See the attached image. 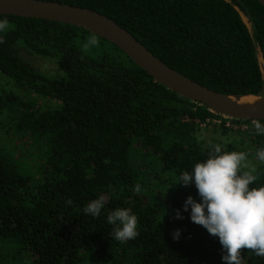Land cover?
Instances as JSON below:
<instances>
[{
	"label": "trees",
	"instance_id": "1",
	"mask_svg": "<svg viewBox=\"0 0 264 264\" xmlns=\"http://www.w3.org/2000/svg\"><path fill=\"white\" fill-rule=\"evenodd\" d=\"M52 1L105 14L167 65L215 91L264 96L257 49L264 59V6L257 0ZM4 18L10 25L0 33V72L50 102L14 92L0 101L18 117L17 135L38 151L39 175L0 149V264L21 257L29 264H225L219 238L191 221L190 207L183 209L189 195L200 200L194 182L174 185L207 158L209 147L196 140L198 122L215 113L156 82L99 35L100 47L83 52L90 30ZM20 48L54 60L58 73L36 70ZM257 174L251 187L264 186V167ZM100 196L106 203L99 217L85 214ZM116 208L138 217L135 239L110 236L107 216ZM177 209L183 219L175 218ZM242 264L264 258L244 249Z\"/></svg>",
	"mask_w": 264,
	"mask_h": 264
},
{
	"label": "clouds",
	"instance_id": "2",
	"mask_svg": "<svg viewBox=\"0 0 264 264\" xmlns=\"http://www.w3.org/2000/svg\"><path fill=\"white\" fill-rule=\"evenodd\" d=\"M8 19H0V33L9 30ZM4 39L0 36V43ZM100 39L95 32L88 36L82 46L83 52L92 47H100ZM255 134L264 135V123L254 119ZM204 139L196 135L197 142ZM228 141L209 146L207 158L195 163L191 171L179 174L176 184L188 186L194 182L200 200L189 195L183 205L189 207L191 221L207 229L208 233L219 238L225 264H242V250L252 251L264 258V186L251 187L259 179L257 167L248 152L227 150ZM254 159L264 164V148L255 152ZM139 185L135 192L140 193ZM66 203H72L67 200ZM106 198L100 196L84 208L85 214L99 217L105 207ZM176 219H183L179 209ZM107 222L112 225L110 236L119 242H127L139 235L138 217L126 208H116L109 212ZM181 229L173 232V239H179Z\"/></svg>",
	"mask_w": 264,
	"mask_h": 264
},
{
	"label": "water",
	"instance_id": "3",
	"mask_svg": "<svg viewBox=\"0 0 264 264\" xmlns=\"http://www.w3.org/2000/svg\"><path fill=\"white\" fill-rule=\"evenodd\" d=\"M264 6V0H257ZM0 14L36 17L74 24L95 32L118 46L132 61L152 78L178 95L206 106L213 113L226 117L264 121V109L240 104L245 96L263 98L262 95L224 94L215 91L167 65L138 41L127 29L96 10L52 0H1ZM242 18L253 35L252 24L243 12ZM258 58L262 69L263 55L259 47ZM263 72V69H262ZM235 98V100L233 99Z\"/></svg>",
	"mask_w": 264,
	"mask_h": 264
},
{
	"label": "rangeland",
	"instance_id": "4",
	"mask_svg": "<svg viewBox=\"0 0 264 264\" xmlns=\"http://www.w3.org/2000/svg\"><path fill=\"white\" fill-rule=\"evenodd\" d=\"M20 51L36 70L49 74L58 73V66L54 60L32 54L24 48H20ZM262 69L264 74V63H262ZM4 92H14L24 100L36 99L41 104H48L50 102L28 88L15 84L11 78L0 72V101ZM216 118L219 117L216 116ZM213 119L214 117L198 126L197 134H202L204 137L199 144L209 147L216 143L228 141L227 150L244 151L251 154L249 159L255 163L258 173L264 167V164H260L258 159H254V155L256 151L264 148V143L260 144L256 142L253 130L250 128V121H232L230 122V126H226L223 123L219 124L218 119L217 121ZM222 120L227 122L229 119ZM17 123L18 117L14 111L0 107V149L12 153L16 158L21 160L25 167L32 173H35L36 177H39L36 171L38 151L32 146V142L28 137L17 135ZM14 264H29V261L21 257Z\"/></svg>",
	"mask_w": 264,
	"mask_h": 264
},
{
	"label": "bare ground",
	"instance_id": "5",
	"mask_svg": "<svg viewBox=\"0 0 264 264\" xmlns=\"http://www.w3.org/2000/svg\"><path fill=\"white\" fill-rule=\"evenodd\" d=\"M1 2V0H0ZM235 100V98H233ZM240 104L245 106L257 107L260 109H264V99L258 98L254 96H245L238 101Z\"/></svg>",
	"mask_w": 264,
	"mask_h": 264
},
{
	"label": "built area",
	"instance_id": "6",
	"mask_svg": "<svg viewBox=\"0 0 264 264\" xmlns=\"http://www.w3.org/2000/svg\"><path fill=\"white\" fill-rule=\"evenodd\" d=\"M216 116H218L219 118H216ZM213 117H214L213 120H216V121H217V119H218V123H219V124H222V123H223V124H226V126H230V122H232V121H239L238 119H234V118L226 117V116L219 115V114H216V113H215V115H214ZM213 117L207 119L206 121H209V120L212 119ZM222 119H229V120H228L227 122H224V120H222ZM206 121L201 122V123L198 122V124L201 125L202 123H205Z\"/></svg>",
	"mask_w": 264,
	"mask_h": 264
}]
</instances>
